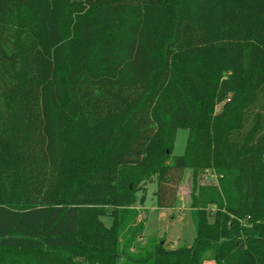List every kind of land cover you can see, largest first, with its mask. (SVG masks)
I'll list each match as a JSON object with an SVG mask.
<instances>
[{"label": "trees", "instance_id": "16d2710c", "mask_svg": "<svg viewBox=\"0 0 264 264\" xmlns=\"http://www.w3.org/2000/svg\"><path fill=\"white\" fill-rule=\"evenodd\" d=\"M187 167L193 243H141ZM0 264H264V0H0Z\"/></svg>", "mask_w": 264, "mask_h": 264}, {"label": "rangeland", "instance_id": "374dc122", "mask_svg": "<svg viewBox=\"0 0 264 264\" xmlns=\"http://www.w3.org/2000/svg\"><path fill=\"white\" fill-rule=\"evenodd\" d=\"M74 62V58H72ZM223 102H219L214 107V113H218ZM188 130L178 128L171 150V155H180L184 153ZM205 183H216V174L213 170H196L187 167L183 170L181 179L176 186V203L171 208H160L155 203L154 192L156 182L154 177L149 179L143 192H137V198L144 193V201L136 202L135 208L138 209L137 220H144L143 232L138 240L143 243L147 236H154L158 241H162L166 248H175L177 246H189L193 243L195 237V226L193 218L188 208L192 198L196 195L199 185ZM101 221L109 225L111 219L109 216H102ZM18 261H27L30 259V252H20L16 255Z\"/></svg>", "mask_w": 264, "mask_h": 264}]
</instances>
